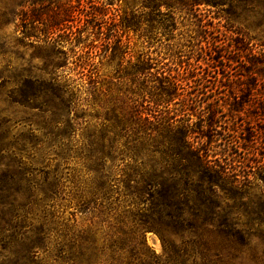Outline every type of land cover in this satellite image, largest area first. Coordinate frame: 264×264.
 <instances>
[{"label":"rangeland","instance_id":"rangeland-1","mask_svg":"<svg viewBox=\"0 0 264 264\" xmlns=\"http://www.w3.org/2000/svg\"><path fill=\"white\" fill-rule=\"evenodd\" d=\"M185 1L40 0L41 18L23 40L19 17H2L17 1L0 0V122L13 142L0 161V264H162L159 234L141 229L155 218L150 205L121 182L141 169L140 158H154H132L116 135L138 127L120 114L136 98L133 72L142 60L176 66L191 96L221 110L247 163L264 162V104L250 103L264 95V0L198 5L225 46L210 56L192 45ZM90 13L96 18L87 21ZM24 81L37 88L36 98H21ZM187 221L163 235L175 245L194 241L197 264H264L257 240L256 256L250 248L234 256L233 241L196 233Z\"/></svg>","mask_w":264,"mask_h":264},{"label":"trees","instance_id":"trees-1","mask_svg":"<svg viewBox=\"0 0 264 264\" xmlns=\"http://www.w3.org/2000/svg\"><path fill=\"white\" fill-rule=\"evenodd\" d=\"M16 1L17 6L10 5L2 13L3 20L19 17L23 26L22 39H29L34 23L41 18L43 7L37 2L40 0ZM209 1L218 3L217 0H186L183 5L192 27V45H196L198 53L210 56L214 52H222L225 46L212 35L210 24L199 12L198 5ZM27 3L29 9L25 8ZM86 15L87 21L96 18L93 13ZM202 41L206 47L201 45ZM168 48L171 52L172 48ZM225 51L231 52L233 48L230 46ZM137 64L133 72L136 98L133 101L129 97L128 104L126 100L125 112L120 115L123 123L130 116L138 122V127L124 128L116 135L126 138L123 146L127 153H132V158L146 154L154 159L147 164L140 158L137 166L141 169L133 175H125L121 182L138 201L149 203L148 210L155 218L151 225H141V229L159 234L165 254L162 264H189L190 254L194 257L190 264H197L194 241L175 245L163 235L165 228L176 230L188 219L196 233L198 229L213 231L233 241L234 256L247 248H250L252 257L256 256L258 251L252 242L257 240L263 245L261 256L264 260V162L256 169L247 163L246 154L241 155L237 148L238 135L230 129L221 110L210 104L202 106L197 94L191 96L188 87L182 83V72L176 66L165 62L155 68L144 60ZM259 69L264 72V62ZM19 92L26 100L37 97V88L31 82L24 81ZM256 102L264 104V95L250 97L252 105ZM170 103L178 106L171 112L168 108ZM195 110L197 121L191 119ZM144 114H150L153 119ZM3 123L0 122V161L13 151L8 127L2 126ZM130 136L132 138L128 140ZM157 155L159 157L155 159ZM6 174L1 181L3 190L8 192L9 176ZM216 200L227 201L221 206ZM159 263L156 259L155 264Z\"/></svg>","mask_w":264,"mask_h":264}]
</instances>
